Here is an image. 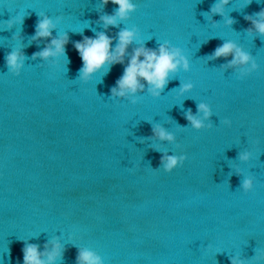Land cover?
<instances>
[{
  "label": "water",
  "instance_id": "95a60500",
  "mask_svg": "<svg viewBox=\"0 0 264 264\" xmlns=\"http://www.w3.org/2000/svg\"><path fill=\"white\" fill-rule=\"evenodd\" d=\"M134 2L137 11L120 28L136 26L140 35L125 61L135 48L168 40L191 62L159 99L147 86L135 97L111 98L125 65L77 79L82 61L74 43L102 31L99 16L116 5L0 0V264H23V242L42 253L61 244L54 264H77L82 249L103 264H231L230 257L264 264V37L249 34L244 18L264 9V0H232L225 12L231 26L219 15L207 20L215 0ZM40 12L61 17L53 36L68 33L67 57L31 59L49 43L31 41ZM17 14L23 25L6 30ZM225 41L258 68L243 74L250 63L211 59ZM13 48L28 57L19 75L6 67ZM189 81L194 88L180 95ZM200 102L213 115L205 121L211 127L196 130L185 112L202 118ZM154 125L174 141L153 136ZM244 152L251 154L246 161L239 159ZM161 154L187 160L166 173ZM247 178L253 189L245 192Z\"/></svg>",
  "mask_w": 264,
  "mask_h": 264
},
{
  "label": "clouds",
  "instance_id": "9594fccd",
  "mask_svg": "<svg viewBox=\"0 0 264 264\" xmlns=\"http://www.w3.org/2000/svg\"><path fill=\"white\" fill-rule=\"evenodd\" d=\"M100 2L104 7L109 3L117 7L112 14L104 13L99 16V22L102 24L103 30L97 32L94 38L84 36L81 41L74 43V48L79 53L82 61V67L79 69L77 76L78 80L89 81L97 73L103 71L106 74V69H110L112 65H125L123 75L116 80L115 86L111 88V98L135 97L137 93L143 92L147 86V91L151 97L159 99L178 71L189 72L191 70L190 59L184 54L183 49L173 45L168 40L160 43L156 49L135 48L128 60L125 61V56L128 55V47L138 39L140 33L136 26L120 28V25L129 20L131 15L137 11V4L134 0H100ZM231 3L232 0H215L210 10L204 15L210 21H214L213 17L219 15L227 25L231 26L235 23V20L230 15H225L226 9ZM251 3L252 0H249L248 5ZM37 15L35 34L31 36V41L47 40L49 43L45 44L38 52L33 53L31 59L47 60L58 55L67 57L68 33H57L55 37L53 36V31L56 30L61 17L58 16L53 19L44 12ZM244 18L251 25L246 29L249 34L254 31L259 37H264V9L246 15ZM24 19L25 16L17 14L15 17L6 20V30H11L17 23L22 26ZM110 28H120L115 37L108 35ZM13 38L19 39L20 37L14 34ZM113 39L116 40L114 48L112 47ZM37 46L39 47V45ZM229 56L232 58L227 59ZM210 58L226 59L227 67L248 65L250 63L251 67L246 69L243 74L258 68L253 57L233 41L222 43L211 53ZM27 59L28 57L24 55L22 48H13L5 55L6 67L9 72L19 75ZM193 88L194 84L192 82H183L178 91L180 95H184L190 93ZM136 102L133 99L132 103L135 104ZM197 112L202 114V118L192 114L190 109L185 112V119L191 127L196 130L203 129L206 126L211 127L210 124L205 125V121L210 120L213 115L210 106L203 102L197 103ZM223 123L231 125L230 120H225ZM152 135L169 142L175 139L172 132L159 125L152 127ZM250 155L248 152L241 153L239 159L246 161L250 158ZM185 160H187L186 155L161 154V164L166 173H172ZM241 187L245 192L252 190L253 180L251 178L244 179ZM23 243V264H54V261L62 256V245L57 242H53L54 246L50 252L45 251L43 253L39 251V245L29 242ZM230 261L231 264H243V261L237 257H230ZM77 264H103V261L93 251L82 249L78 251Z\"/></svg>",
  "mask_w": 264,
  "mask_h": 264
}]
</instances>
